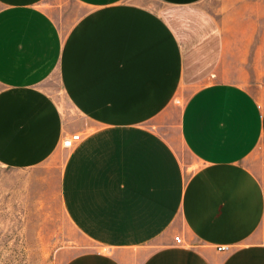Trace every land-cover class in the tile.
Segmentation results:
<instances>
[{
    "label": "crops",
    "instance_id": "crops-1",
    "mask_svg": "<svg viewBox=\"0 0 264 264\" xmlns=\"http://www.w3.org/2000/svg\"><path fill=\"white\" fill-rule=\"evenodd\" d=\"M45 1L0 0V164L61 158L63 264H264V96L204 0Z\"/></svg>",
    "mask_w": 264,
    "mask_h": 264
},
{
    "label": "rangeland",
    "instance_id": "rangeland-1",
    "mask_svg": "<svg viewBox=\"0 0 264 264\" xmlns=\"http://www.w3.org/2000/svg\"><path fill=\"white\" fill-rule=\"evenodd\" d=\"M60 3L75 6L70 0L45 1L47 7ZM203 6L219 22L227 44L215 76L264 96V0H204ZM52 12L55 14V8ZM50 86L57 87L54 79ZM187 94L178 98L177 107ZM69 113L81 121L74 110ZM174 114H170L172 120ZM168 133L181 158L190 161L174 129ZM60 161L54 156L25 169L0 164V264H63L73 254L92 247L73 229L61 208Z\"/></svg>",
    "mask_w": 264,
    "mask_h": 264
},
{
    "label": "built area",
    "instance_id": "built-area-1",
    "mask_svg": "<svg viewBox=\"0 0 264 264\" xmlns=\"http://www.w3.org/2000/svg\"><path fill=\"white\" fill-rule=\"evenodd\" d=\"M77 138H78V135H72L70 137H66V138L63 139L62 144H63V146L68 147ZM174 240L178 244H180L182 242V239H181V237L179 235L175 236ZM227 248H228L227 246H219V247H217V249H219V250H226Z\"/></svg>",
    "mask_w": 264,
    "mask_h": 264
}]
</instances>
